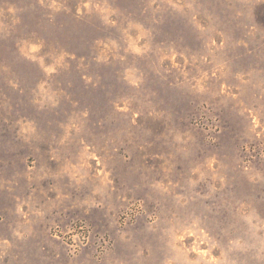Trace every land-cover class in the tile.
I'll return each instance as SVG.
<instances>
[{
	"label": "rangeland",
	"instance_id": "rangeland-1",
	"mask_svg": "<svg viewBox=\"0 0 264 264\" xmlns=\"http://www.w3.org/2000/svg\"><path fill=\"white\" fill-rule=\"evenodd\" d=\"M0 264H264V0H0Z\"/></svg>",
	"mask_w": 264,
	"mask_h": 264
}]
</instances>
